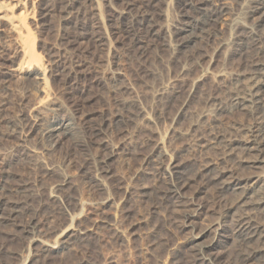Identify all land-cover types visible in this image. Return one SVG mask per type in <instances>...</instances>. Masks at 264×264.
<instances>
[{"label":"rangeland","instance_id":"374dc122","mask_svg":"<svg viewBox=\"0 0 264 264\" xmlns=\"http://www.w3.org/2000/svg\"><path fill=\"white\" fill-rule=\"evenodd\" d=\"M61 1L47 0L45 3L57 5L58 10ZM225 1L233 6L236 0ZM170 2L79 0L69 16L57 11L45 13L38 8L27 10L36 54L49 71L50 94L47 98L40 90L35 73L26 68L22 42L25 29L19 28L21 32L12 27L9 18L0 14V198L19 199L17 188L24 183L31 184V187L41 186L39 194H35L30 202L35 208L41 201L45 204L42 209L48 214H40L42 226L60 229L67 221L71 222L74 212L71 215L59 213L50 195L54 184L68 177L72 181L69 197L75 198L79 204V209L75 210L77 220L87 225L101 220L117 223L113 229L102 224L97 230L98 238L78 247L69 246L64 254H54L52 258L39 260L38 264H76L84 258L99 264H158L159 258L168 259L166 245L183 242L207 225L208 209L195 219L194 228L176 224L179 213L173 211L171 204L159 199L157 187H162L163 183L157 181L152 174L153 165L146 160L155 143L165 137L180 164H187V168L192 169L204 162L208 143L202 141L190 148L186 144L188 138L181 134L192 120V114L188 113L205 109L209 97L222 99L227 96L229 78L219 77L217 73L224 63L227 64L226 72H237L245 57H226V50L215 51L222 38L230 35L227 20L210 24L208 31L212 30L208 36L206 34L202 39L196 36L179 55L171 49L170 38L166 37L164 30L154 37L144 28L140 31L145 42H139L136 31L127 26L144 6L154 21L162 23L168 19L181 28L178 38H185L183 36L189 34L185 31L190 28L188 25L203 16L196 9L197 0H191L190 6ZM211 6L207 9H212ZM124 11L127 13L123 14ZM184 64L189 67V72L180 82V91L172 94L166 102L155 105L151 93L153 86L176 76ZM207 69L210 73L201 77ZM199 78L201 80L195 86L194 82ZM184 104L188 106L185 108L187 115L180 117L174 125L172 120ZM152 106L165 108V123L155 124L138 114L142 108L153 112ZM117 115L123 116V121L115 120ZM227 115L228 119L220 125L224 131L230 130V124L246 123L250 118L234 109ZM60 121L65 122V127L59 134L64 133L65 137L59 144L56 143L57 137L51 141L44 134L48 128L57 127ZM80 143L83 147L79 146ZM113 145L120 148L119 156L110 158L112 161L109 159L111 176L104 177L108 189L103 190L85 169L89 159L109 158ZM45 147L54 149L51 155L34 153ZM165 159L168 162L169 158ZM47 165L53 167V171L46 172ZM243 172L246 175L247 172ZM144 190L149 191L147 197ZM210 190L198 194V200L212 196ZM195 192V188L186 190L190 197ZM109 193L115 198L113 203L103 202ZM32 217H35L33 211H26L18 222L27 224ZM0 229L1 264H21L34 253L35 246L23 237L20 227L5 222ZM45 238L42 235L44 241ZM236 249H230L225 257L240 264L241 255Z\"/></svg>","mask_w":264,"mask_h":264},{"label":"bare ground","instance_id":"6f19581e","mask_svg":"<svg viewBox=\"0 0 264 264\" xmlns=\"http://www.w3.org/2000/svg\"><path fill=\"white\" fill-rule=\"evenodd\" d=\"M46 1L0 0V14L9 18L12 27L20 31L21 29L19 28H23L26 31V34L22 35L26 68L28 71L35 73L44 98H47L50 94L49 71L39 57L40 55L36 54L35 50L37 48L33 45L34 40L32 41L27 22V14L29 13L26 14V12L30 8H38L45 13L57 11L62 15L69 16V14H72L73 6L79 0H62L60 11L59 9L57 10V5L52 6V4L45 3ZM108 1L112 2L113 0ZM170 1L172 4L183 2L187 6L192 5L191 0ZM197 1L196 9L203 16L202 18H196L191 25H188L190 28H186L185 31L190 36L185 34L186 36H183L185 38H178L177 34L181 28H178L174 22L168 19H164L165 21L162 23L154 21L152 15L144 8L145 6L143 8L140 7V13L134 16L133 20H130L131 24L127 26L131 30L136 31L139 42H145V39H143L145 36L140 31L144 28L148 29V33L154 37L159 36L161 31L164 30L167 35L165 36L170 38L168 43H170L171 49L179 55L184 48L190 45L194 38L200 37L199 39H202L201 37L204 38L206 34L208 36V33L212 30L208 31L210 24L220 20H227L230 25V35L226 39L222 38L215 51L218 53L224 49L228 54H226V57L235 55H244L245 57L244 62L239 65L241 68L237 72H226L227 67L225 65L227 64L224 63L217 73L219 77L229 78L226 98L209 97L206 99V108L203 107L205 109H197L198 111L194 113L190 109L191 113H188L189 115L192 114V120L189 121L187 130L181 134L186 139L188 138L187 140L189 141L186 144L190 148L202 141L208 143V150H206V153H208L206 157L204 156V162L200 164V161L198 163L200 166L192 169H188L187 164H180L177 160V154L173 153V149L170 147L171 145L167 144L169 142L165 137L160 138L155 143V148L151 150L152 152L147 157L146 162L153 165L154 171L152 174L157 178V181L163 183L162 187H157L159 199L162 203L171 204L173 211L179 213V219L175 220L176 224H181L185 228H194V221H196L197 217H201L207 209L210 213L209 221L206 222L207 225L205 227L204 225L202 226L204 228L197 230V233L196 231L193 232L185 240L183 239V242L179 241L176 244L166 245L168 259L159 258L158 264H181L184 261H187L188 264H235L228 258L226 260L225 257L227 252L234 248H237L236 250L241 255L240 264H264V0H236L233 6L225 0ZM209 5H213V8L207 9ZM146 7L148 6L146 5ZM183 11L185 12V10ZM122 13L126 14L127 12L124 11ZM195 30L199 31L201 35H197ZM191 34L193 35L191 36ZM169 38L164 40L168 41ZM180 67L182 68L178 74L176 72V76L159 81L158 84L156 83L153 86V92L151 91V93L153 94V103L155 105L166 102L165 100L170 98L172 94L174 95L180 91V82L189 72V67H186L185 64ZM209 73L210 71L207 69L201 77ZM200 78L194 82L195 86L198 85ZM186 107L188 106L184 104L179 109L177 116L172 120L174 125L179 122L180 117L187 115ZM162 108L154 106L153 112L142 108L138 110V114L146 120L153 121L155 124H162L167 120L165 108ZM231 109L240 111L243 115L250 116V118L246 123L236 122L232 125L230 124V130L224 131L220 128V125L222 126L228 119L226 116H228L227 114L230 113ZM122 117L117 115L115 120L121 121ZM63 127H65V122L60 121L57 127L48 128L44 134L46 139L52 141L53 138L57 137L56 143L60 144L63 137H65L64 133L61 136L59 134L60 129ZM172 130L173 127L170 132ZM101 131L103 132V130ZM83 143H80L79 146L83 147ZM53 150L45 147L42 151L34 153H41V155L46 156L48 154L51 155ZM119 151L120 148L115 146L111 150V154L109 152L110 157L106 160H104L105 158L103 160H88L85 172L90 173V177L92 176L91 178L96 180V183L98 181V186L103 190L108 189H106L107 186L103 182L104 177L111 176V170L108 166L109 159L118 155ZM165 157L169 158L168 162ZM45 167L46 172L54 169L48 165ZM239 170L242 171H240L242 174L239 173ZM243 171L247 172L246 175H243ZM71 183L72 181L68 177H63L54 184L53 189L51 187L50 196L53 203L57 205L59 213L71 215V212H74L72 213L74 216L70 219L71 222H65L66 224H62L63 226H60V229H58L59 227L56 229L42 226L39 220L40 214H48L46 210L42 209L45 204L41 201L40 206L35 208L30 202L35 194H39L41 191L39 187L41 186L38 187L36 184L31 187L29 183L21 184L17 188L20 196L17 200L1 196L0 227L5 222H9V224L12 222V224L20 227L21 234L29 241L31 246H35L33 248L35 250L34 253L29 254V257L24 259L21 264H38L39 260L52 258L54 254H64L69 246L78 247L92 238H98L99 231L97 230L100 229L102 224L108 228L111 227V229L117 226L116 222L106 220L88 225L84 224L82 220H77V214L75 215L77 212L75 210L79 204L77 205L75 198H70V193L68 194V189L72 186ZM93 186L95 187L94 184ZM99 187L96 186L95 188ZM189 188H192V190L195 188L196 194L194 196H192L193 194L191 197L187 196L186 190L188 191ZM208 189H211L210 194L212 196H207L208 198L206 197L199 201L201 198L198 200L197 195L206 193ZM2 194L4 196V193ZM147 195H149V191L146 190L144 196L147 197ZM114 199L109 193L108 195L106 194V200L103 202L113 203ZM29 210L33 211L35 217H32L27 224L19 223V217ZM51 211L53 210L51 209ZM42 235L46 237L45 241L42 239ZM219 248L221 250H218ZM2 251L0 248V256ZM1 262L2 259H0V264ZM76 264L99 263L84 258Z\"/></svg>","mask_w":264,"mask_h":264}]
</instances>
